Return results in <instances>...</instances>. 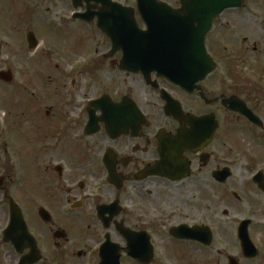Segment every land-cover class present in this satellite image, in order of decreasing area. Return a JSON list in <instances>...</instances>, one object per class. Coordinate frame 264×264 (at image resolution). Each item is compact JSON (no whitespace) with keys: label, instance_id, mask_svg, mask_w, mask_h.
Instances as JSON below:
<instances>
[{"label":"flooded vegetation","instance_id":"flooded-vegetation-1","mask_svg":"<svg viewBox=\"0 0 264 264\" xmlns=\"http://www.w3.org/2000/svg\"><path fill=\"white\" fill-rule=\"evenodd\" d=\"M76 1L78 9L75 0H67V9L57 6L59 25L98 30L104 0ZM220 18L206 44L215 28L220 43ZM136 19L145 28L137 13ZM34 31L26 36L25 68L9 70V83L0 80V264H102L109 242L119 247L122 264L130 256L120 229L148 235L154 262L159 220L150 222L149 211L134 205L171 204L176 191L195 205L187 202L186 222L169 229L171 249L186 250L195 264H207L204 255L212 253L221 264L234 243L242 263L258 260L264 253L258 237L264 233V67H237L226 86L219 60L188 92L157 73L123 69L124 53L113 51L99 30L101 42L91 32L88 48L73 53L54 45L40 52ZM227 99H234L232 109L223 104ZM180 134L197 151L185 150L175 162L172 140ZM184 164L185 179L165 175ZM237 168L249 190L227 199L220 217V188L234 181ZM220 173L229 177L219 181ZM245 223L256 257L244 253L239 231ZM179 226L187 227L188 239L171 234Z\"/></svg>","mask_w":264,"mask_h":264},{"label":"rangeland","instance_id":"rangeland-1","mask_svg":"<svg viewBox=\"0 0 264 264\" xmlns=\"http://www.w3.org/2000/svg\"><path fill=\"white\" fill-rule=\"evenodd\" d=\"M117 1L132 7L136 5L133 0ZM160 1L166 2L173 8L179 4V0ZM245 2L246 7L243 10L228 11L223 18H220V43L216 28L207 42L208 50L217 65L220 60V78L225 81L226 86L233 85L228 77L234 74L237 67H264V0H245ZM68 4L67 0H56L55 2L51 0H0V72L25 68L26 58L30 53L26 36L28 32H35L34 29L37 32V34L35 33L37 39L42 43L40 52L46 51L47 46L51 45L55 46L53 48H56L57 52L83 51V48L87 49L89 46L91 32L93 37H96L95 41L101 42L103 36L97 29L89 32L84 27L74 30L67 23L62 26L59 25V20H56V8L58 6L67 9ZM140 24L142 25L141 22ZM255 45L259 53L253 51ZM95 46L97 48L99 44ZM238 56H244L246 62L241 61L244 64L237 63ZM223 88L224 86L220 85V90ZM10 90L11 88H6V91L9 92ZM232 90L229 89V92H233ZM236 174L234 181L226 187L220 188V203H222L220 205V217H222V212L227 209V199L234 201V194L242 196L243 191L249 190L240 184L242 173L238 168ZM171 195L174 196L171 204L160 201V204L155 206L149 202H141L134 205V209L142 208L144 212L149 211L150 222L159 220L160 223L159 231L156 233L159 236L154 238L155 260L152 264H173V261L174 264H191V258L188 257L186 250H175L169 247L170 240L167 234L173 226L186 222L187 209L185 204L189 202V205H195V202L189 199L188 193H185V197L177 191ZM213 205L208 204V213H211L210 209H213ZM258 237L264 241V233ZM114 240L120 245L124 244L123 240L118 238H114ZM177 246L174 245V248L178 249ZM190 253L192 254V252ZM212 256V253H205L204 262L217 264L213 261ZM228 258H234L242 263L243 255L234 243L226 246V251H223V258L220 256L221 264H229ZM122 264L134 263L130 258L125 257ZM192 264L195 263L192 262ZM196 264L200 263L197 262ZM242 264H264V253L258 260L243 262Z\"/></svg>","mask_w":264,"mask_h":264},{"label":"water","instance_id":"water-1","mask_svg":"<svg viewBox=\"0 0 264 264\" xmlns=\"http://www.w3.org/2000/svg\"><path fill=\"white\" fill-rule=\"evenodd\" d=\"M104 1L98 27L112 40L113 51L124 53L123 69L142 72L146 77L157 73L188 92H193L197 84L216 69V64L206 49V37L212 30L214 21L227 10L243 8L245 4L244 0H181L182 8L175 10L158 0H138V11L146 25V30H142L135 20L134 10ZM74 4L76 8L79 7L76 0ZM30 42L32 43L31 37ZM10 78V73L0 72L1 80L10 82ZM233 102L234 99H227L223 104L232 109ZM176 113L174 115L179 117V111ZM251 119L254 120L253 117ZM257 124L260 125L259 121ZM191 143L186 144L181 134L172 140L176 153L172 154L176 155L175 162H178V156L183 151H197L193 150ZM172 172L165 175L174 181H180L187 177L188 167L184 164L182 168ZM220 175L222 178L219 181L222 182L229 177L223 173ZM120 232L128 240L129 256L140 264H150L153 249L148 235L123 229ZM171 234L178 239H188L186 226L172 229ZM239 235L246 256L256 257L258 253L253 252L247 223L240 229ZM106 246L109 247L101 250L102 264H120L119 247L110 242ZM35 262L37 260L33 261ZM231 264H237L236 260L232 259Z\"/></svg>","mask_w":264,"mask_h":264},{"label":"bare ground","instance_id":"bare-ground-1","mask_svg":"<svg viewBox=\"0 0 264 264\" xmlns=\"http://www.w3.org/2000/svg\"><path fill=\"white\" fill-rule=\"evenodd\" d=\"M173 264H174V261H173Z\"/></svg>","mask_w":264,"mask_h":264}]
</instances>
